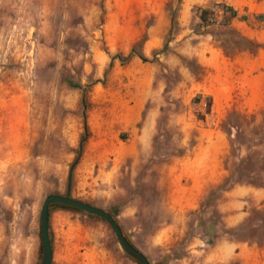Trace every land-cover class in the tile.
Returning a JSON list of instances; mask_svg holds the SVG:
<instances>
[{
	"label": "rangeland",
	"instance_id": "rangeland-1",
	"mask_svg": "<svg viewBox=\"0 0 264 264\" xmlns=\"http://www.w3.org/2000/svg\"><path fill=\"white\" fill-rule=\"evenodd\" d=\"M144 2L0 0V124L4 127L16 123L26 113L31 126L28 154L23 160H18L16 149L11 146L15 143V133L0 131V264L42 263L43 202L50 194H66L69 170L81 145L71 196L106 211L117 210L119 214L121 198L129 191L130 175L136 178L139 173L138 165H131L129 157L137 156L139 149L129 144L130 132L126 130L125 120L129 110L145 98H149L145 111L150 108L157 111L158 131L151 152L140 151L141 156H155L160 162L186 150L177 147L179 137L168 125L170 115L184 108H192L198 119L204 117L199 95L186 98L187 89L181 85L187 67L195 68L192 71L195 73L200 68L194 58L177 49L173 29L153 49L144 50L145 42L141 40L148 38L146 30L154 21V14L147 11ZM177 2L167 3L171 16L176 13ZM220 7L221 3L212 7L210 14L216 19L212 24L204 25L202 21L191 24L192 32L203 34L216 26L217 32L224 33L223 28H218L226 20L225 15L217 17ZM175 23L172 19L173 27ZM196 40L191 39L188 48ZM182 42L185 41L179 39V44ZM133 49L146 60L138 55L129 57ZM188 73L193 79V74ZM83 94H86V107ZM206 103L204 108L208 111L211 100L207 99ZM221 126L229 140L228 176L211 186L201 212L193 214L188 221L200 220L203 227L188 226L180 243L163 246L154 243L153 223L163 205L154 201L160 198L161 185L158 179L151 184L152 175L150 186L145 189V202L141 204L143 212L149 214V226L143 228L133 223L123 227V217L116 215L126 238L151 264H203L208 246L203 243L195 246L206 252L194 256L188 248L197 235L210 239V244L217 235L240 244L231 257L215 264H243L239 257L242 246L263 248L264 209L247 201L244 208L247 216L237 226L227 228L220 201L223 191L238 183L264 187V110L253 116L231 115ZM97 175L114 179L112 196H106L105 187L101 194L90 188L89 180ZM133 189L131 193L137 194V188ZM107 199L112 202L108 203ZM57 208L60 207L51 204L49 215ZM75 211L81 213L89 230L88 235L83 231V250L105 244L117 262L139 264L124 250L104 218ZM247 254L250 260L255 256L252 251ZM184 255L193 258L185 263L174 261L176 256Z\"/></svg>",
	"mask_w": 264,
	"mask_h": 264
},
{
	"label": "crops",
	"instance_id": "crops-1",
	"mask_svg": "<svg viewBox=\"0 0 264 264\" xmlns=\"http://www.w3.org/2000/svg\"><path fill=\"white\" fill-rule=\"evenodd\" d=\"M168 1L144 2L147 11L154 14V21L146 30L148 38L145 40L144 50L153 49L155 43L163 41L173 29L177 49L194 58L196 66L200 68L195 73L192 72L195 68L187 67L186 79L181 85L187 89L186 98H190L192 94L199 95L204 117L198 119L192 108H184L171 114L168 126L179 137L177 147L186 150L159 162L155 156L140 154V151L151 152V147L156 142V109L145 111V102L149 100L145 98L146 101L129 110L125 120L126 130L130 132L129 144L139 149L137 156L130 154L129 157L132 159L131 165H138L139 173L136 178L130 175L129 191L121 198L122 206L119 214L117 213V217H123L125 221L121 223L123 227H129L133 223L143 228L149 226V214L143 212L141 204L145 202V189L150 186V175L151 184L158 179L161 185L160 198L154 201L163 205V209L156 215L153 223L156 228L151 238L161 246L172 242L180 243L188 226L200 224V220L195 223L188 221L193 214L201 212L211 186L219 184L228 176L226 151L229 140L221 125L231 115L253 116L264 110V0H178L174 7V27L167 8ZM219 3L235 11L233 15L225 14L220 9L216 13L218 18L226 16L223 25L218 26L225 32H217L214 29L216 26L209 27L203 34L192 32L191 24L201 22V10L211 9L214 4ZM195 38L196 43L188 48L189 41ZM179 39L185 42L179 44ZM189 71L193 74V79L189 77ZM207 99L211 100V104L210 109L205 111ZM0 131L15 133V143H11V146L16 149L18 160H23L28 154L31 139L28 115L22 114L16 123L11 122L8 126L0 124ZM100 176L89 180L90 188H95L101 194L105 187L106 196H112L114 179ZM81 178L82 176L80 180ZM134 187L137 188V194L131 193ZM76 188L75 186L74 191ZM134 195L136 198H132ZM101 196L98 197L99 200ZM247 201H253L264 209V187L238 183L223 191L220 210L223 213V224L227 228L237 226L247 216L248 212L244 209ZM107 202L112 201L107 199ZM201 226L203 227L200 224ZM83 231L88 235L89 230L83 224L81 213L64 207L50 212L52 264H122L114 259L113 253L105 244L83 250ZM200 243L208 246L202 259L203 264L225 261L240 247L239 243L222 235H217L212 244L210 239L205 240L197 235L193 236L188 247L192 256L206 252V249L194 248ZM249 251L255 254L251 260L247 256ZM192 256H176L174 261L185 263ZM239 257L243 264H264V246H242Z\"/></svg>",
	"mask_w": 264,
	"mask_h": 264
},
{
	"label": "water",
	"instance_id": "water-1",
	"mask_svg": "<svg viewBox=\"0 0 264 264\" xmlns=\"http://www.w3.org/2000/svg\"><path fill=\"white\" fill-rule=\"evenodd\" d=\"M82 152V145L80 146V151L77 155L76 160L71 165L68 175V185H67V192L66 194H50L48 195L44 202L41 209L40 214V223H41V240H42V247H43V258L41 264H52L53 259V251H52V243L49 234V208L50 205L53 203H61L69 206L76 207L80 210L93 213L104 218L114 229L117 239L121 243L124 250L136 259L141 264H151L147 256L137 249L124 235L121 226L119 225L118 221L116 220V215L118 213L117 210L113 211H106L105 209L92 205L90 203L84 202L82 200L76 199L71 196V189H72V180H73V171L78 163Z\"/></svg>",
	"mask_w": 264,
	"mask_h": 264
},
{
	"label": "trees",
	"instance_id": "trees-1",
	"mask_svg": "<svg viewBox=\"0 0 264 264\" xmlns=\"http://www.w3.org/2000/svg\"><path fill=\"white\" fill-rule=\"evenodd\" d=\"M214 10L213 8L211 9H202L201 10V14H200V17H201V21L204 25H210L214 22V20H216L214 17L211 16V11ZM220 10H222L225 14H230V15H233L235 14V11L232 10L231 8L227 7V6H224V5H221L220 7ZM172 19L173 21H175L176 19V15L175 13L172 15ZM146 39H142L141 42H145ZM133 55H138L139 57H141L143 60H146V58L144 57V55L142 53H136V50L133 49L132 50V53L129 55L130 56H133ZM83 105L84 107L87 106V99H86V94H83ZM88 134V126H87V123L85 122V137L86 135ZM52 205H57L59 207H64V208H70V209H74V210H78V211H81L80 209L76 208V207H73V206H69V205H65V204H61V203H55V204H52ZM50 208H51V205H50ZM50 208H49V211H50ZM117 220V219H116ZM129 240V239H128ZM130 241V240H129ZM131 242V241H130ZM132 243V242H131ZM42 250H43V247H42ZM139 263V262H138ZM140 264V263H139Z\"/></svg>",
	"mask_w": 264,
	"mask_h": 264
}]
</instances>
